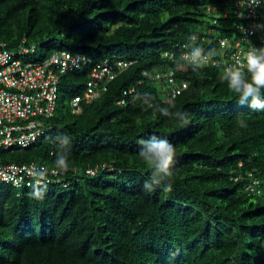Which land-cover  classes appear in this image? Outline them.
<instances>
[{"label": "trees", "instance_id": "trees-1", "mask_svg": "<svg viewBox=\"0 0 264 264\" xmlns=\"http://www.w3.org/2000/svg\"><path fill=\"white\" fill-rule=\"evenodd\" d=\"M239 9L236 0H0V40L12 49L23 39L36 44L29 59L67 49L94 62L132 60L78 113L70 100L85 90L91 65L62 73L43 134L0 147L2 162L56 167L64 156L69 164L35 195L36 186L0 183V264L264 262V111L238 103L221 64L194 71L179 58L194 44L219 57L221 38L227 53L239 40L245 49L262 45L263 24L249 34ZM145 69H172L174 85L187 86L172 95L166 77L148 78ZM158 108L184 112L187 122ZM153 135L173 144L176 157L171 180L148 191L139 142Z\"/></svg>", "mask_w": 264, "mask_h": 264}, {"label": "built area", "instance_id": "built-area-1", "mask_svg": "<svg viewBox=\"0 0 264 264\" xmlns=\"http://www.w3.org/2000/svg\"><path fill=\"white\" fill-rule=\"evenodd\" d=\"M236 3L240 7V14L250 18L248 26H243L245 31L254 34L262 24L264 29V3L259 7H248L247 0H236ZM226 45L227 39L221 38L220 56H213L210 63L221 64L223 67L231 66L250 48L245 49L239 40L234 43L233 50L227 53ZM193 46L201 47L199 44L185 47L180 50L179 58L183 60V55L190 52ZM260 46H264V43L255 45ZM35 47L36 44L27 45L23 39L16 49H12L7 46L6 41L0 40V147L28 146L43 134L47 128L43 125V119L52 116L56 109L62 73L87 64L91 65L85 90L70 100L71 112L78 113L82 110V102L88 104L98 98L109 81L132 64V60L128 58L113 60L104 58L94 62L83 52L67 49H54L41 60L27 58V53L33 51ZM164 54L172 59L175 51H165ZM143 74L153 79L166 77L172 95L187 86L185 80L181 81L180 86L174 85L172 69L170 71L145 69ZM133 91L134 87L124 88L118 103H125L127 94ZM42 167L48 169L46 179L35 176ZM97 168L98 165L87 167L86 172L95 174ZM109 168L111 169V166ZM60 172L57 167L39 161L2 162L0 155V183H10L18 188L40 186L54 180L59 181ZM63 184L66 185V182Z\"/></svg>", "mask_w": 264, "mask_h": 264}, {"label": "clouds", "instance_id": "clouds-1", "mask_svg": "<svg viewBox=\"0 0 264 264\" xmlns=\"http://www.w3.org/2000/svg\"><path fill=\"white\" fill-rule=\"evenodd\" d=\"M248 7H259L264 0H247ZM195 40V36L192 37ZM215 55L214 51L205 52L202 47L193 46L191 51L183 55V60L189 63L193 70L207 66ZM219 66V65H215ZM220 79L227 83L231 93L238 98V103L248 104L256 111H264V46L250 47L231 66H224ZM163 116H175L181 121H186V113H171L167 108L157 109ZM240 127H247L244 120H239ZM139 156L144 161L151 175L145 181L143 187L151 191L155 185H159L173 177V167L175 164L176 148L167 139L159 138L155 135L147 140H140ZM56 167L61 171H68V160L64 156H59L55 162ZM48 169L42 167L35 176L46 179ZM46 187V185H45ZM38 186L34 188L33 195L37 194ZM172 190L171 183L164 186V191ZM42 198V197H41Z\"/></svg>", "mask_w": 264, "mask_h": 264}]
</instances>
